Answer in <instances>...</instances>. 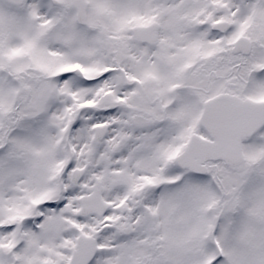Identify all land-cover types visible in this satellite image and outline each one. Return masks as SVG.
<instances>
[{
    "label": "snow or ice",
    "instance_id": "snow-or-ice-1",
    "mask_svg": "<svg viewBox=\"0 0 264 264\" xmlns=\"http://www.w3.org/2000/svg\"><path fill=\"white\" fill-rule=\"evenodd\" d=\"M0 264H264V0H0Z\"/></svg>",
    "mask_w": 264,
    "mask_h": 264
}]
</instances>
